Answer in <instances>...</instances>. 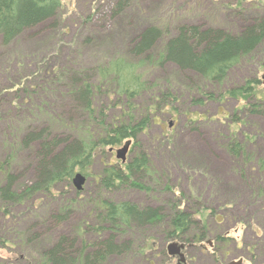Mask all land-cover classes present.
Returning a JSON list of instances; mask_svg holds the SVG:
<instances>
[{"label": "trees", "instance_id": "trees-1", "mask_svg": "<svg viewBox=\"0 0 264 264\" xmlns=\"http://www.w3.org/2000/svg\"><path fill=\"white\" fill-rule=\"evenodd\" d=\"M128 3L117 0L113 16L121 14ZM60 19V0H0L1 44L7 48L21 35L29 32L32 36L38 27L46 25L53 36L63 35ZM245 21L238 31L185 24L172 33L149 24L136 30L124 47L110 49L112 54L100 62L81 64L79 68L47 64L42 77L19 83L17 91L26 92L22 101L25 111L43 110V118L25 125L15 110L11 119H17L23 130L9 141L6 138L7 145L0 154L3 214L10 215L13 208L28 204L40 209L43 197L59 196L57 209L52 207L48 213L54 223L69 222L75 207L81 205V191L75 189L71 196L63 194L73 187L77 170L89 169L107 147L127 139H133L134 144L125 166L104 165L94 180L95 198L86 200L85 219L79 221L77 230L43 238L39 232L29 234L30 226H37L29 220L21 224L26 228L22 246L18 238L9 237L10 226H2L0 240L14 242L16 251L0 264H152L155 242L179 241L190 249L203 241H227L215 229L213 220H219L211 219L216 214L209 212L206 204L194 210L191 196L177 197L172 192L166 184L169 178L155 169L151 155L140 145V136L157 112L179 111L176 104L184 85L196 88V93L189 96L195 104L217 99L244 102L226 117L232 132L224 138L223 149L237 161L239 172L244 171L246 178L230 193L226 190L221 195L233 197V202L247 193L249 202L264 201V142L258 140H264V136L238 137V128L243 122L249 123L250 117L264 119V83L248 78L242 84L229 85L231 73L264 46V12H255ZM92 39V35L87 36L84 43L89 45ZM168 66L198 78L188 77L177 84L159 79L158 73ZM39 80L49 89L65 90L62 101L66 104L39 107L42 101L37 102L33 93ZM113 107L119 109L117 115L111 113ZM0 121H5L1 112ZM190 121L194 119L190 117ZM20 154L31 169L32 180H26L24 169L17 166ZM157 185L163 187L157 189ZM124 186L146 194L158 192V196L153 203L116 197ZM223 188L221 185L219 193ZM258 244L264 257V244Z\"/></svg>", "mask_w": 264, "mask_h": 264}, {"label": "rangeland", "instance_id": "rangeland-1", "mask_svg": "<svg viewBox=\"0 0 264 264\" xmlns=\"http://www.w3.org/2000/svg\"><path fill=\"white\" fill-rule=\"evenodd\" d=\"M60 1V31H63V35L58 33L53 36L50 34L51 29L46 25L38 27L32 36L29 32L21 35L7 48H4L0 41V112L4 114L5 119L0 121V154L4 145H7L6 138L9 141V137L12 139L13 135L23 130L17 119L11 120L14 119L15 110L19 111L25 125H32L34 121L43 118L41 113L43 110H40V113L36 111L37 108L25 111L22 101L26 92L17 91L19 83H29L30 80L42 77L43 66L61 63L79 68L81 64L100 62L112 54L110 49L116 46L124 47L136 30L149 24L169 29L172 33L176 32L178 26L185 24L238 31L247 22L245 20H248L249 15L264 12V2L259 0H129L125 10L113 16L112 8L117 0ZM91 35L92 43L85 44L86 37ZM158 74L159 79L169 80L173 84L188 77L198 78L190 73L182 74L173 66H168ZM248 78H258L264 83V46L231 73L229 85L242 84ZM39 82L33 92L36 94V101H42L39 107L54 103L63 107L66 104L62 101L65 90L49 89L43 80ZM261 88H264V84ZM29 91L32 90L29 88ZM193 93H196V88L184 85L181 94L179 93L181 98L176 104L179 113L157 112L149 127L140 136V145L151 155L155 169L169 178L166 184L172 187V192L177 197L191 196L194 210L206 204L208 211L216 214L211 219L216 217L219 220V222L213 220L215 229L227 237V241L223 243L213 239L212 245L203 241L202 247L200 244L190 247L187 250V259L190 260V264H226L231 260H242L243 264H264V257L258 244H264V201L260 199L261 201L249 202L247 193L245 198L233 202V197L225 198L221 195L226 190L230 193L231 189L236 187L235 184L238 185L241 179L246 178L244 171L239 172L237 161L223 149L224 138L232 132V126L230 127V121L226 120V117L244 102L237 100L220 102L217 99L195 104L189 98ZM149 103H143V106ZM118 112L119 109L115 107L111 110L114 115ZM190 117L194 121H190ZM242 124L244 125L238 128V137L241 139H244L246 134L264 136V119L252 116L249 123ZM258 140L264 142L263 138ZM125 141L113 148H105L101 157L96 158L89 169L77 170L86 177V183L81 190V205L75 207L69 222L54 223L52 214H49L51 212L48 213L52 207L57 209L61 197L55 199L43 197L40 209H34L28 204L13 208L10 215L0 212V230L3 229L2 226L8 224L9 237L18 238L17 243L22 246L24 245L20 240L24 238L26 228L21 224L29 220L30 223L37 224L36 227L30 226L29 234L39 232L43 238L51 234L58 236L77 230L79 221L85 219L86 200L95 198L94 180L104 165L125 166L127 163H122L116 156V149L122 147ZM133 144L134 140L130 151ZM17 166L21 170L24 169L23 175L26 180L33 179L31 169L23 161V154H20ZM72 185L73 187L66 188L63 195L71 196L76 189L74 183ZM221 185H224V188L223 192L219 193ZM161 187L163 185H157V189ZM115 195L133 202L153 203L158 192L146 194L124 186ZM169 243H154L151 250L152 264H177V260L168 254ZM13 251H16L14 242L0 240V260H7Z\"/></svg>", "mask_w": 264, "mask_h": 264}, {"label": "water", "instance_id": "water-1", "mask_svg": "<svg viewBox=\"0 0 264 264\" xmlns=\"http://www.w3.org/2000/svg\"><path fill=\"white\" fill-rule=\"evenodd\" d=\"M132 142H133L132 139H128L122 147L116 149V156L118 159L122 161V163L127 162L128 153L132 145ZM73 183L76 189L81 191L84 188V184L86 183V177L81 172H77L74 175ZM186 247L187 246L185 243H182L179 241H172L168 244L167 251L169 255L171 256H178V264H183L186 262V255L184 253V250L186 249ZM226 264H243V261L242 260H231Z\"/></svg>", "mask_w": 264, "mask_h": 264}, {"label": "flooded vegetation", "instance_id": "flooded-vegetation-1", "mask_svg": "<svg viewBox=\"0 0 264 264\" xmlns=\"http://www.w3.org/2000/svg\"><path fill=\"white\" fill-rule=\"evenodd\" d=\"M188 249L185 250V253H186V257L188 258L187 254H188ZM177 260V264H178V257H173ZM186 258V263H183V264H190V260Z\"/></svg>", "mask_w": 264, "mask_h": 264}]
</instances>
